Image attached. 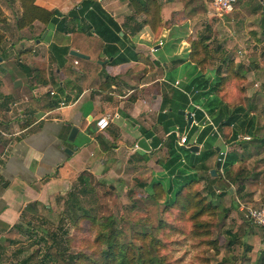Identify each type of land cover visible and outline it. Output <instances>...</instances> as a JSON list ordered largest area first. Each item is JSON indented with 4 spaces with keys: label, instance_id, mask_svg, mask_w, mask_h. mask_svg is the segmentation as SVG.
Wrapping results in <instances>:
<instances>
[{
    "label": "crops",
    "instance_id": "crops-1",
    "mask_svg": "<svg viewBox=\"0 0 264 264\" xmlns=\"http://www.w3.org/2000/svg\"><path fill=\"white\" fill-rule=\"evenodd\" d=\"M81 1L59 0L56 4L51 3V0H35V4L48 10L57 9L60 15H66ZM156 1L160 5L161 16L158 33L153 32L149 24L132 32L144 16L134 11L129 0H99L121 27L120 35L126 34L120 50L132 43L137 58L111 64L113 57L100 52L96 60L101 65L98 86H81L80 82L65 75L51 61L49 44H68L72 36L70 32L59 33L62 35L61 40L52 41L57 33L54 26L33 22L26 27L30 33L27 42L20 41L19 62L24 60V64H36L32 68L45 69L48 82L38 83L29 74L30 68H25L32 94L23 100L15 96L12 89L0 79V258L13 242L5 237V233L14 229L12 238L21 234V230L13 227L19 225L27 207L33 202L45 203L66 183L70 187L83 170L88 169L93 174L102 170L106 175L115 176L120 183L123 173H118L119 168L127 164L135 167L145 158L146 164L156 161V165L161 167L158 173H166L162 167L167 156L166 148L157 145L150 154L139 148L137 141L144 137L150 145L151 139L144 136L148 132L153 137L165 138L157 115L162 95L171 88L183 91L189 82L180 87L178 78L169 79L167 76L173 67L182 70L187 65L194 66L188 62L189 38L195 39L205 30L213 31L215 35L219 30H228L230 24H234L235 29L231 31L233 36L246 25H250L249 30H254L257 36L263 31L261 16L264 9L259 4L262 5L264 0H250L246 3L247 8L235 7L232 15L223 19L214 14L211 0ZM5 2L11 10L14 8L15 18L21 14L19 1ZM43 32L46 34L40 38ZM2 33L4 38L0 44V56L1 53L6 55L8 46L5 30ZM45 38L47 41L42 40ZM89 40L80 38L78 47L88 45ZM28 42H33L35 46L31 52H22L28 48L26 46H30ZM72 49L80 52L78 48ZM91 51L94 54L97 52ZM76 66L75 61L73 68L77 69ZM197 72L195 68V75ZM57 82L64 87L63 93L55 86ZM50 91L54 93L50 94ZM41 94L55 95L61 101L55 108L40 112L31 106L29 99ZM184 111L191 112L188 109ZM105 115L109 116L106 129L99 130L93 126L98 118ZM28 119H32L30 124L21 126ZM74 125L79 131L69 145L67 136ZM85 130L94 135V140L91 137L93 145L87 146L83 142ZM79 139L82 142L75 145L74 142ZM66 148L73 152L68 154ZM207 165L210 166V163L207 162Z\"/></svg>",
    "mask_w": 264,
    "mask_h": 264
},
{
    "label": "rangeland",
    "instance_id": "rangeland-1",
    "mask_svg": "<svg viewBox=\"0 0 264 264\" xmlns=\"http://www.w3.org/2000/svg\"><path fill=\"white\" fill-rule=\"evenodd\" d=\"M51 1L59 3V0ZM0 2V17L5 19L0 22V33L5 30V42L8 44L6 55L1 53L0 56V79H3L5 86L12 89L15 96L24 100L32 94L27 84L25 68L31 69L36 64H24V60L20 63L18 54L21 50L20 41L27 42L30 32L27 28L17 29L14 23V8L12 11L5 0ZM247 2L248 0H239L235 7L247 8ZM234 10L217 17L223 19L231 16ZM230 25L228 30H219L215 35L210 31L213 36L212 47L215 49L219 46L206 65V74L213 78L216 69H219L221 74H226L224 59L233 60L234 67L245 71L243 77L226 81L224 99L229 103H241L252 111L256 133L254 138L239 135L236 141L231 142L226 130L219 132L216 144L222 149L219 148L218 154L208 162L210 167L222 172L220 166L216 167L220 151L226 155L228 151L235 150L242 159L241 163L234 166V173L243 171L246 174L244 188L239 190L238 184L218 179L215 183L218 186L215 193L223 195L219 198L212 197L217 202L216 208L212 214L203 216L201 220V223L207 226L191 228L186 227L185 221H181L183 232L182 229H166L168 235L163 236L164 246L160 252L173 264H260L264 258L261 229L264 224H260L256 217L258 212H264V142L261 141L264 139V30L262 35L257 36L254 30H249L250 25H246L233 36L231 31L235 29L234 24ZM204 32L206 30L202 33ZM46 38L48 39V36ZM46 38L42 40L47 41ZM61 38L62 35L57 32L52 41H59ZM27 44L30 45L26 46L28 48L35 46L33 42ZM167 76L169 79L178 78L182 87L195 76V67L187 65L182 70L173 67ZM18 81L19 84L15 85ZM93 136L87 133V130L83 132L82 140L85 145L94 144L91 141V137L94 140ZM79 141L81 140L75 141L74 144H79ZM193 142L194 138L189 143ZM72 143L70 141L69 145ZM197 146L201 148L202 145ZM141 161L135 167L127 164L119 168L118 173H123L120 183L112 174L106 175L102 170L93 174L85 169V185L76 179L71 182L70 187L66 183L58 189L45 203H31L19 223L21 234L13 238L8 250L2 254L0 264H20L27 257L30 264H53L45 257L49 246L48 237L52 238L61 250L67 249V253H77L88 248L101 227L91 226L87 216H94L99 222L112 219L122 241L138 245L133 235L151 233L159 226L165 204L173 196L176 187L172 181L174 177L165 172L158 173L161 167L156 165V161L150 164H146L147 159ZM190 173L188 170L185 175ZM179 181L178 179L177 182ZM155 182L162 183L160 198L151 194L150 188ZM193 185L202 196L207 195L206 180L199 179ZM228 189L230 193H227ZM70 191L76 194L83 211L89 215L74 210L69 197ZM195 231L200 234L196 235ZM231 240L233 242L229 245Z\"/></svg>",
    "mask_w": 264,
    "mask_h": 264
},
{
    "label": "trees",
    "instance_id": "trees-1",
    "mask_svg": "<svg viewBox=\"0 0 264 264\" xmlns=\"http://www.w3.org/2000/svg\"><path fill=\"white\" fill-rule=\"evenodd\" d=\"M6 1H19L20 3L21 14L15 18L17 29L21 30L29 27L33 22H39L46 26H54L58 33H71V41L68 44L51 42L48 46L49 54L57 68L65 75L71 76L74 81L80 82L83 87L98 86L100 83L98 72L101 70V65L96 62L100 52L113 57L111 64L124 63L137 58L132 43L124 46L122 51L120 50V47L124 45L123 41L126 40V34L120 35L121 27L101 6L99 0H82L66 15H57L53 10L35 4V0ZM129 3L137 14L144 16L132 32H136L144 24H149L153 32L158 33L161 23L158 2L156 0H129ZM260 7L264 9V2ZM4 21L5 19L0 17V22ZM261 27L264 30V14L261 16ZM83 37L90 38L88 45L78 47L77 42ZM3 38L4 35L0 33V44ZM212 41L209 30L195 39L189 38L188 62L193 63L198 72L184 86L183 91L171 88L169 92L162 95L157 121L162 126L165 138L162 140L153 137L151 132L144 135L147 139H151L150 154L157 148V145L166 148L167 156L162 167L169 176L174 177L173 180L176 184L173 196L165 204L163 218L160 220L159 226L154 228L151 233L139 234V237L135 233L133 238L139 243L135 245L132 242L122 241L116 223L112 219L99 222L94 216H87L91 226L99 225L101 227L94 242L92 241L88 248L81 249L77 253H67V249L61 250L60 246L48 237L49 246L45 257L53 264H173L165 254L160 252L164 246L163 236L168 235L165 232L166 229L174 231L182 229L181 232H183L184 227L182 228L181 221H185L186 227L191 226V228L207 226L201 223V220L203 216L212 214L216 208L217 202L212 197L219 198L223 195V193H215L218 189L215 184L218 179H226L229 183L238 184L239 190L244 188L246 174L243 171L234 173V166L241 163L242 159L235 150L228 151L224 157L218 156L222 160L220 163L222 172L207 165L208 160L218 154L217 148L222 149L220 145L216 144L219 132L226 130V134L230 135L231 142L236 141L239 135H248L250 138H254L256 133L252 111L241 103H229L224 99L226 81L231 78L243 77L245 71L234 67L233 60L224 59L226 74H221L219 69H216L213 78L206 74V65L219 46L214 49ZM72 48H78L80 52L88 54L90 57L87 59L73 57L69 54ZM91 49L97 50V52L94 54ZM31 50V48H26L22 52H31ZM75 61L77 69L73 68ZM45 73L43 68L29 70L31 77L37 79L40 84L48 82ZM55 86L59 92L63 93L64 87L60 83L57 82ZM60 101V97L49 94H41L29 99L31 106L40 112L55 108ZM190 102L199 104L202 110L195 109ZM186 109L194 113V119L198 121L197 125L194 123L188 125L185 116L179 113L180 110ZM204 113L211 123L207 121ZM31 121L32 119H28L21 126L28 125ZM182 134L186 135L187 142L194 138L196 144H201L200 150L193 152L184 147L185 145H179L178 139ZM261 141L264 142V139ZM243 146L245 147V145ZM144 160L146 159L144 158ZM212 169L216 171L214 177L211 175ZM188 170L191 173L185 175ZM83 172L78 175L77 179L82 185H85L87 179L83 177ZM178 179L179 182H177ZM199 179L206 180V196H202L199 190L194 188L193 184ZM150 189L153 196L157 195V198H160L163 189L161 182L153 183ZM227 193H230L229 189ZM69 197L74 210H84L73 191H70ZM83 212L85 215H89L86 211ZM13 228L20 230L21 227L15 225ZM261 229L264 241V227ZM13 230L10 229L5 233V237H8L9 240H13ZM196 232L198 231H195L196 235L200 234ZM232 242V240L229 241V245ZM20 264H30L29 257L23 259ZM260 264H264V258Z\"/></svg>",
    "mask_w": 264,
    "mask_h": 264
},
{
    "label": "built area",
    "instance_id": "built-area-1",
    "mask_svg": "<svg viewBox=\"0 0 264 264\" xmlns=\"http://www.w3.org/2000/svg\"><path fill=\"white\" fill-rule=\"evenodd\" d=\"M238 0H211V6L214 10V14L218 17H221L222 15H227L229 13H231L234 8H235V5L237 3ZM161 44V43H160ZM177 83V82H175ZM54 92L53 91H50V94H53ZM191 105L195 108V109H198V110H202L201 106H198L194 103L191 102ZM191 115L193 116V121L192 123H194L195 125L198 124V121L194 119V113L193 112H190ZM207 121L210 122L208 116L204 113ZM211 123V122H210ZM109 126V116L105 115L103 117H100L98 118L96 121H95V127L99 130H104L106 129L107 127ZM178 144L179 145H185V146H190V145H197L195 143V141L190 144L189 142H187V139H186V135L185 134H182L179 139H178ZM225 154H223L221 151L219 153V156H222L224 157ZM217 160H220V163H221V158L218 157ZM256 217L259 219V223L260 224H264V212H258V215H256Z\"/></svg>",
    "mask_w": 264,
    "mask_h": 264
},
{
    "label": "water",
    "instance_id": "water-1",
    "mask_svg": "<svg viewBox=\"0 0 264 264\" xmlns=\"http://www.w3.org/2000/svg\"><path fill=\"white\" fill-rule=\"evenodd\" d=\"M54 13L57 14V15H60L59 10H57V9L54 10ZM45 34H46V32L43 33L42 38L45 36ZM69 54L72 55L73 57H76V58H82V59H86V58H88V56L85 55L84 53H81V52H79V51H77V50H74V49H71V50L69 51ZM98 62H99V63H103V62H105V61H98ZM17 84H19V81H18L17 83H15V85H17ZM179 113H180V114H183V115H186L188 125H191V124H192L193 116L191 115L190 112H186V111H184V110H180ZM93 126H95V124H94ZM78 131H79V128H78L77 126H75V125L72 126V127L70 128L69 133H68L67 140H69V141H73ZM137 146H138L139 148H141L142 150H145V151H150V149H151L149 143L147 142V140H146L144 137L140 138V139L137 141ZM187 148H189V150H191V151H193V152H196V151L199 150V146H197V145H190V146H188ZM218 149H219V148H217V150H218ZM65 152H67L68 154H71L73 151H72L71 149H69V148H66V149H65ZM219 166H220V160H217V161H216V167L218 168ZM215 174H216L215 169H212V170H211V175L214 176Z\"/></svg>",
    "mask_w": 264,
    "mask_h": 264
}]
</instances>
